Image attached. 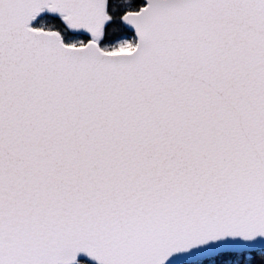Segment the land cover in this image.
<instances>
[{
	"label": "snow or ice",
	"instance_id": "6c2138e0",
	"mask_svg": "<svg viewBox=\"0 0 264 264\" xmlns=\"http://www.w3.org/2000/svg\"><path fill=\"white\" fill-rule=\"evenodd\" d=\"M89 260L264 264V0H0V264Z\"/></svg>",
	"mask_w": 264,
	"mask_h": 264
},
{
	"label": "water",
	"instance_id": "95a60500",
	"mask_svg": "<svg viewBox=\"0 0 264 264\" xmlns=\"http://www.w3.org/2000/svg\"><path fill=\"white\" fill-rule=\"evenodd\" d=\"M80 258L81 259H87L83 254L80 255ZM89 262L96 264V262L94 260H89Z\"/></svg>",
	"mask_w": 264,
	"mask_h": 264
},
{
	"label": "trees",
	"instance_id": "16d2710c",
	"mask_svg": "<svg viewBox=\"0 0 264 264\" xmlns=\"http://www.w3.org/2000/svg\"><path fill=\"white\" fill-rule=\"evenodd\" d=\"M88 264H90V263H88Z\"/></svg>",
	"mask_w": 264,
	"mask_h": 264
}]
</instances>
